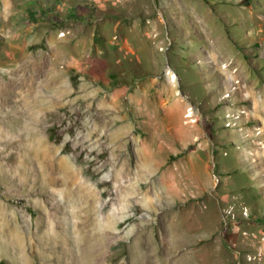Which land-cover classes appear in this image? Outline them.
Returning <instances> with one entry per match:
<instances>
[{
  "label": "rangeland",
  "instance_id": "1",
  "mask_svg": "<svg viewBox=\"0 0 264 264\" xmlns=\"http://www.w3.org/2000/svg\"><path fill=\"white\" fill-rule=\"evenodd\" d=\"M87 263L264 264V0H0V264Z\"/></svg>",
  "mask_w": 264,
  "mask_h": 264
},
{
  "label": "bare ground",
  "instance_id": "2",
  "mask_svg": "<svg viewBox=\"0 0 264 264\" xmlns=\"http://www.w3.org/2000/svg\"><path fill=\"white\" fill-rule=\"evenodd\" d=\"M65 187H66V186H65ZM66 190H67V189H66ZM68 191H69V190H68ZM89 229H90V228H89ZM92 233H93V232H92ZM92 233H91V234H92ZM55 235H56V234H55ZM92 235H93V234H92ZM89 240H90V238H89ZM87 264H88V263H87Z\"/></svg>",
  "mask_w": 264,
  "mask_h": 264
},
{
  "label": "trees",
  "instance_id": "3",
  "mask_svg": "<svg viewBox=\"0 0 264 264\" xmlns=\"http://www.w3.org/2000/svg\"><path fill=\"white\" fill-rule=\"evenodd\" d=\"M51 137H52V135H51Z\"/></svg>",
  "mask_w": 264,
  "mask_h": 264
}]
</instances>
